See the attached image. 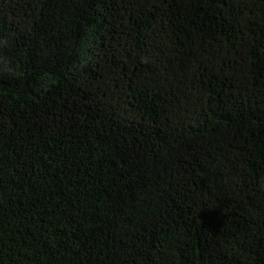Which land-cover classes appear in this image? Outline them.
Listing matches in <instances>:
<instances>
[{
    "label": "trees",
    "instance_id": "obj_1",
    "mask_svg": "<svg viewBox=\"0 0 264 264\" xmlns=\"http://www.w3.org/2000/svg\"><path fill=\"white\" fill-rule=\"evenodd\" d=\"M0 264H264V0H0Z\"/></svg>",
    "mask_w": 264,
    "mask_h": 264
}]
</instances>
